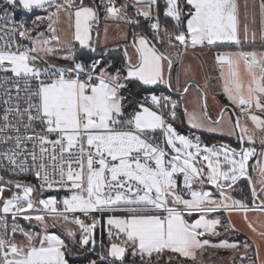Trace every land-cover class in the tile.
<instances>
[{
  "label": "snow or ice",
  "instance_id": "snow-or-ice-1",
  "mask_svg": "<svg viewBox=\"0 0 264 264\" xmlns=\"http://www.w3.org/2000/svg\"><path fill=\"white\" fill-rule=\"evenodd\" d=\"M248 15L255 24V11L246 12V21ZM259 16L264 38V0ZM62 18L71 39L58 31ZM101 19L141 29L131 33L119 67L100 48L99 32L93 39ZM243 33L247 42V22ZM229 43H242L237 0H0V162H7V177L0 174V264H72L70 257L80 255L88 264H185L209 247L238 250L237 242L209 238L231 228V220L207 216L243 212L256 231L247 213L264 215V51H217L231 108L213 120L205 95L199 113L184 109L191 128L221 133L231 112L226 126L237 147L181 134L174 123L180 101L159 91H181L178 77L173 84L174 56ZM257 143L253 180L249 161ZM25 173L38 183L9 178ZM242 178L251 204L230 195ZM45 191L65 195L43 197ZM76 213L107 216V245L102 235L97 243L101 221L85 223ZM57 224L62 234L50 231Z\"/></svg>",
  "mask_w": 264,
  "mask_h": 264
},
{
  "label": "crops",
  "instance_id": "crops-1",
  "mask_svg": "<svg viewBox=\"0 0 264 264\" xmlns=\"http://www.w3.org/2000/svg\"><path fill=\"white\" fill-rule=\"evenodd\" d=\"M239 4V21H240V35H241V45L248 46V45H258L261 42H264V38L261 36V25H260V16H259V3L258 0H237ZM245 4H247L249 7L248 9L245 8ZM253 6H255L253 8ZM134 10V9H133ZM255 11L256 13V23H251V15H248V19L246 21L245 16L246 12ZM162 14V12H161ZM18 16H20L18 14ZM17 16V17H18ZM243 17V18H242ZM249 23V39L247 42L244 41V24ZM58 31L64 36L66 34L68 39H71V30L69 28V22L66 18H62V22L60 25L57 26ZM105 28H107V33H105ZM42 31H46V26H43L41 28ZM255 31L256 36L255 40L251 39V33ZM96 32H99V46L100 48H106L107 50L121 47L122 50L124 49V46L126 43L130 44L131 37H130V24H126L123 21H108L107 24L101 19L99 23V27L94 26V34L93 39L96 40L97 36L95 35ZM232 44V43H229ZM131 51V49H129ZM179 50V45L177 42V48H172L170 51H172L174 54L176 51ZM238 50H244V51H252L255 50L259 52V49L253 48V47H246L244 49H238ZM237 51V50H233ZM217 50H214V48H199L196 49L189 48L187 52L182 53V58L178 59L179 62V70L178 73L173 76V84H176L177 77L179 78V86L181 88L180 95L185 96V94L181 93L183 92L182 89L186 83H190L192 86H199L200 91H198L197 88H190V90L196 89L198 92H200V95L206 94V97L209 93L213 94L214 89L218 87V91L215 92V94H219L223 97V100L227 101L226 96L224 95L222 91V84L223 80L220 78L219 72L220 69L216 65L215 62V54ZM134 55V53H133ZM175 58V56H174ZM190 66V70L189 69ZM189 90V91H190ZM183 109L186 107L181 102ZM228 104V102H227ZM184 124L189 129L191 128L190 125L187 123V116L184 112ZM249 127H251V124L249 122ZM202 132L203 134H211V135H218L228 138L236 139L235 135H226V134H219V133H213L209 132L205 129H194ZM179 131V130H178ZM181 133V132H180ZM257 150V155L252 157L250 161V172L251 177L253 180H257L258 173L256 171H253V169L257 165V160L260 159L259 153L261 151L259 143L255 145ZM257 190H259V185H256ZM230 195L235 199H241L247 201L249 204H251L252 198L245 197H238L234 195V191L230 192ZM216 218H224V224H227L229 220H231L232 227L227 229V232H230L234 235H241L243 237V241H246V243H250L252 245L251 239H249L246 231L242 229L241 222L237 219V217L231 216L228 212H225L223 210H218L214 212ZM196 217H194L195 219ZM211 219V218H210ZM225 229V228H224ZM219 231H221V228H219ZM107 234H104L103 236V242L106 238ZM108 243V241H107ZM251 253L252 256H250V259L246 260L243 258L236 257L232 260V264H258L255 256V249L254 246H251ZM224 252H227L226 250H223ZM222 252V251H221ZM230 260V261H231ZM190 261V260H189ZM88 264V263H87ZM222 264H230V263H222Z\"/></svg>",
  "mask_w": 264,
  "mask_h": 264
},
{
  "label": "rangeland",
  "instance_id": "rangeland-1",
  "mask_svg": "<svg viewBox=\"0 0 264 264\" xmlns=\"http://www.w3.org/2000/svg\"><path fill=\"white\" fill-rule=\"evenodd\" d=\"M260 1V0H258ZM243 18V17H242ZM264 51L260 50L259 52ZM223 86V84H222ZM190 88H197L198 91H200V88L196 86H191ZM196 89L190 90L185 96H181V102L184 104V106L187 108L188 112L191 113L193 111H196L197 113L200 112L201 110V104L203 102L204 96L206 94L200 95L201 93L198 92ZM218 91V87L214 89L213 94L209 93L206 97L207 99V112L208 115L213 119H217L219 116L221 108L228 106L229 109L231 108V105L229 103L227 104L228 101L223 100V97L219 95L218 93L215 94V92ZM223 91V90H222ZM183 94V92H181ZM180 94V93H179ZM231 112L225 115V124L219 125L218 127L223 128V133L221 132H213V133H219V134H226L229 135V128L230 126H226V121H227V116L230 115ZM243 123V120L241 121ZM252 159V158H251ZM250 159V161H251ZM249 161V165H250ZM206 190H211L213 192V195H216L215 190L212 188V186H206ZM43 197H47L49 195H55L57 196V199H62V197L65 195L63 191H51L49 192H43L41 194ZM229 213V212H228ZM116 215H121V213H115ZM231 216L237 217V219L241 222V227L246 231L249 239L252 241V245L250 243H246V241H243V238L238 237V235L231 234L230 232H227L223 227H221L220 235L219 236H212L209 237L212 242L216 243L219 242L223 239L228 240L229 242H237L240 245V248L238 250H232V249H224V248H211L209 247L203 255L198 254L197 255V260L196 261H189L185 259V264H222L224 262L232 264V260L236 257L243 258V259H250V256H252L251 253V246H254L255 249V256L258 264H264V215L259 214L258 212H248L247 213V221H250L253 226L256 228V231H252L249 226L248 222H246L244 218V213L243 212H231L229 213ZM198 214H193V216L186 217L190 221L194 220V217L197 218ZM207 218L214 219L215 214L210 213L208 214ZM106 219L107 216H103V222L105 226L106 224ZM219 219L222 221L224 224V218L219 217ZM35 225V224H34ZM37 228H31L32 230L36 231L39 230V225H36ZM50 231L57 233V234H62L63 233V227L61 224H57L55 228H51ZM96 238L98 242V228L96 229ZM20 239V237H18ZM107 235L106 238L104 239V244L107 245ZM244 244H248L249 247L245 249L243 247ZM97 250L98 247H97ZM223 250H226L227 252H224ZM222 251V252H221ZM231 260V261H230Z\"/></svg>",
  "mask_w": 264,
  "mask_h": 264
},
{
  "label": "trees",
  "instance_id": "trees-1",
  "mask_svg": "<svg viewBox=\"0 0 264 264\" xmlns=\"http://www.w3.org/2000/svg\"><path fill=\"white\" fill-rule=\"evenodd\" d=\"M118 1H120L122 3L124 2V0H118ZM161 5H162V0H161ZM129 11L132 12L133 8H130ZM140 20H141L142 28L149 35V37H151V33L147 32V22H145L143 19H140ZM172 23L173 22L170 20V18L165 19L163 17V14H161L162 26L166 25L169 28V30L171 31ZM140 30L141 29L136 28L134 25H130V37H131V39H132L131 33L133 31H140ZM246 47H253V48L255 47L257 49L264 50V42H261L258 45H248V46L241 45L239 48H237L234 44H228L225 47H220V48L214 47V50H217V51H233V50H238V49H244ZM108 52L110 53L109 59L113 60L114 65L116 67H119L123 63V59H124V51L122 50V48L116 47V48L108 50ZM178 70H179V62H178V59L174 58L172 76H175L178 73ZM159 91H163L165 94H170L172 96L173 100L180 101V107H182L181 95L179 93L169 92L168 90L164 89L163 86H161ZM182 109H183V107H182ZM181 121H183V123H181ZM176 128L179 130V132H184L185 130L188 129L184 124V114H181L180 117L178 118ZM203 135H204V138L209 142L210 145L228 144V145H231L232 147H237V139L218 136V135L205 134V133ZM25 182L33 184L31 179H27ZM250 191H251V187L248 184V181L243 180L235 187L234 195L238 196V197H240V196L245 197L246 196L247 198H251ZM45 192L51 193V191H45ZM20 224L23 225L25 228H37L36 225H34V224L29 225L27 221H23V220H20ZM238 237L243 238L241 235H238ZM89 258H95V256L93 254H89ZM70 260L72 261V264H87L88 263V260L85 258V256H82V255L70 257Z\"/></svg>",
  "mask_w": 264,
  "mask_h": 264
},
{
  "label": "built area",
  "instance_id": "built-area-1",
  "mask_svg": "<svg viewBox=\"0 0 264 264\" xmlns=\"http://www.w3.org/2000/svg\"><path fill=\"white\" fill-rule=\"evenodd\" d=\"M117 3H122L120 1L117 0ZM129 15L135 17V12L134 10L132 12L129 11ZM18 19L20 18V16L17 17ZM25 18H28L30 19V17H25ZM140 19H143L142 17ZM144 20V19H143ZM146 22V21H145ZM148 23V22H147ZM2 107V106H0ZM181 114H184V109H182V107H179L178 110H177V117L179 118ZM178 120V119H177ZM177 120L174 122L175 123V127H176V124H177ZM181 134H184V135H187L189 137H199L200 138V141L202 144H209V142L204 138V135L202 132L198 131V130H194V129H187L185 130L184 132H181ZM157 135H159V133H157ZM4 146L0 145V149H2ZM7 166V162L6 161H3V162H0V174L2 175H6L7 177V173H5L3 171V168ZM9 178H12V179H19V180H22V181H26L27 179H31V181L33 182V184H37V180L35 179L34 176H32L31 174H21L19 176H14V177H9ZM5 196H9L10 195V192H8L7 190L5 191L4 193ZM119 213V212H117ZM76 215H80L81 216V219H83L85 221V223H92V218L95 217L96 219L100 220V224L97 226L98 228V244L100 242V239H101V235H102V238L104 236V234H107V226H105L104 222H103V217L101 216V214L99 213H92L90 215H83V214H80V213H76ZM20 223V221H19ZM9 224H11V220L9 219ZM99 250H97V252L100 251V248L98 247ZM95 256V254H93Z\"/></svg>",
  "mask_w": 264,
  "mask_h": 264
},
{
  "label": "water",
  "instance_id": "water-1",
  "mask_svg": "<svg viewBox=\"0 0 264 264\" xmlns=\"http://www.w3.org/2000/svg\"><path fill=\"white\" fill-rule=\"evenodd\" d=\"M243 180H247V178H242L241 181H243ZM241 181H240V182H241ZM240 182H239V183H240ZM239 183H238V184H239Z\"/></svg>",
  "mask_w": 264,
  "mask_h": 264
}]
</instances>
